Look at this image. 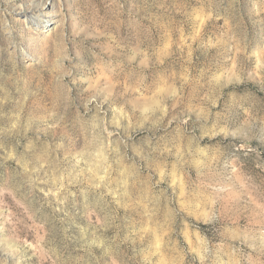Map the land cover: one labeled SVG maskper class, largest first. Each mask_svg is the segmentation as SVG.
I'll use <instances>...</instances> for the list:
<instances>
[{
  "label": "rangeland",
  "instance_id": "obj_1",
  "mask_svg": "<svg viewBox=\"0 0 264 264\" xmlns=\"http://www.w3.org/2000/svg\"><path fill=\"white\" fill-rule=\"evenodd\" d=\"M0 264H264V0H0Z\"/></svg>",
  "mask_w": 264,
  "mask_h": 264
}]
</instances>
